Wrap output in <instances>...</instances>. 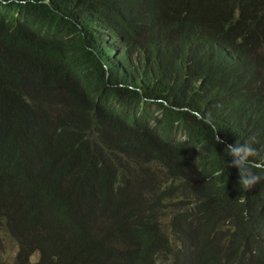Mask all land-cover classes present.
<instances>
[{"label":"trees","instance_id":"trees-1","mask_svg":"<svg viewBox=\"0 0 264 264\" xmlns=\"http://www.w3.org/2000/svg\"><path fill=\"white\" fill-rule=\"evenodd\" d=\"M252 141L264 0H0V264H264Z\"/></svg>","mask_w":264,"mask_h":264},{"label":"clouds","instance_id":"clouds-1","mask_svg":"<svg viewBox=\"0 0 264 264\" xmlns=\"http://www.w3.org/2000/svg\"><path fill=\"white\" fill-rule=\"evenodd\" d=\"M125 44L126 42L123 40L113 42L110 46V54L107 55V58L111 62L115 59H119V52L121 54H124V50L128 52ZM215 138L217 143H224L218 135H216ZM252 143H254V141L226 145L228 150L227 154L231 158L229 167H236L239 170V185L245 190H250L264 179V175L254 171V169H264V157H261L259 162L253 159L260 156V153L252 146Z\"/></svg>","mask_w":264,"mask_h":264},{"label":"rangeland","instance_id":"rangeland-1","mask_svg":"<svg viewBox=\"0 0 264 264\" xmlns=\"http://www.w3.org/2000/svg\"><path fill=\"white\" fill-rule=\"evenodd\" d=\"M8 252L10 254V257H12L14 255V250H13L12 245H8Z\"/></svg>","mask_w":264,"mask_h":264}]
</instances>
